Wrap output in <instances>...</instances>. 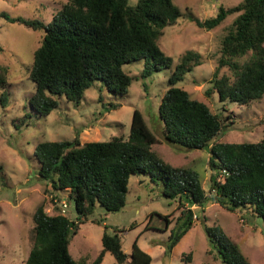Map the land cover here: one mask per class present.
I'll return each mask as SVG.
<instances>
[{
    "label": "trees",
    "instance_id": "1",
    "mask_svg": "<svg viewBox=\"0 0 264 264\" xmlns=\"http://www.w3.org/2000/svg\"><path fill=\"white\" fill-rule=\"evenodd\" d=\"M184 13L174 0H66L48 24L40 20L0 17L34 31L42 30V39L34 52L30 80L36 91L30 105L37 116L48 117L59 101L80 104L96 82L109 93L128 95L133 78L124 66L143 61V77L170 69L173 63L160 47L164 29L175 25ZM230 16L220 43L217 68L206 91L217 92L222 103L249 107L264 98V0H243L231 7L220 6L205 20L191 14L201 29L213 31ZM208 59L197 51H187L176 65L169 88L159 107L162 136L170 145L187 150L207 149L211 176L207 193L200 174L192 168L166 164L153 150L157 137L143 114L135 110L128 139L82 143L74 140L45 141L34 155L39 162V176L47 190L66 194L75 204L76 222L66 214L37 208L33 220V248L25 264H79L70 253L71 234H77L97 206L107 212H119L126 206L131 177H147L162 186L163 196L177 201L182 215L172 230L166 248L175 247L195 225V209L208 203L230 211H247L264 219V140L257 143H228L219 137L235 124L231 116L215 113L207 104L191 96L177 84ZM222 69L227 74L221 75ZM9 70L0 66V88L9 84ZM120 105L111 104V109ZM0 171L3 168L0 166ZM63 212L67 208L62 203ZM66 205V207L64 206ZM167 222L170 216L158 215ZM196 216V217H195ZM205 233L215 259L222 264H251L240 246L231 240L220 225L208 226ZM103 250L93 264H102L111 253L119 264L128 261L121 238L107 231L102 237ZM193 263V254L183 256ZM85 261L81 259V264ZM129 264H152V257L134 242Z\"/></svg>",
    "mask_w": 264,
    "mask_h": 264
},
{
    "label": "rangeland",
    "instance_id": "2",
    "mask_svg": "<svg viewBox=\"0 0 264 264\" xmlns=\"http://www.w3.org/2000/svg\"><path fill=\"white\" fill-rule=\"evenodd\" d=\"M66 0H0V14L12 18L52 21L54 13ZM243 0H174L184 16L177 23L164 29L159 40L161 49L172 58L170 69L153 73L144 78L145 63L135 62L123 67L133 78L128 95H115L96 82L85 93L80 104L59 101V107L48 117L37 116L30 105L36 86L30 80L34 52L39 47L43 31H34L18 23H10L0 17V66L9 70V84L0 88V264H25L33 248V220L37 208L44 205L47 211L66 214L76 222L75 204L66 194L60 199L47 187L39 176V162L34 155L38 144L45 141H64L79 138L82 143L109 141L113 137L128 139L133 114L139 110L158 139L152 150L173 167L192 168L203 180L210 192L211 176L207 149L187 150L168 144L163 136V123L159 107L169 88V79L187 51H197L208 61L188 73L177 84L191 96L207 104L215 113L231 116L235 124L219 139L228 143H257L264 140V98L249 107L236 103H222L217 92L209 97L206 91L212 87L211 80L217 68L220 43L236 16H230L213 31L199 28L191 19L205 20L214 16L220 6L231 7ZM138 0H130L136 4ZM222 69L220 74H227ZM111 104L120 105L111 109ZM67 204L63 212V204ZM198 216L190 232L175 247L172 254L166 253L168 240L177 225L182 209L177 201L163 196L160 184L147 177L133 176L129 182L126 206L119 212H107L97 206L77 234H71L70 253L81 264H93L103 250L102 237L118 234L129 264L133 245L152 257V264H186L183 256L193 254L192 264H222L211 253L203 216L207 225H220L226 235L240 246L241 252L251 264H264V219L254 217L247 211L230 212L218 204L208 203ZM170 216L172 223L158 215ZM102 264H119L111 253H106Z\"/></svg>",
    "mask_w": 264,
    "mask_h": 264
},
{
    "label": "built area",
    "instance_id": "3",
    "mask_svg": "<svg viewBox=\"0 0 264 264\" xmlns=\"http://www.w3.org/2000/svg\"><path fill=\"white\" fill-rule=\"evenodd\" d=\"M66 207V205H64ZM196 217V216H195ZM197 218V217H196Z\"/></svg>",
    "mask_w": 264,
    "mask_h": 264
},
{
    "label": "crops",
    "instance_id": "4",
    "mask_svg": "<svg viewBox=\"0 0 264 264\" xmlns=\"http://www.w3.org/2000/svg\"><path fill=\"white\" fill-rule=\"evenodd\" d=\"M195 209V208H194Z\"/></svg>",
    "mask_w": 264,
    "mask_h": 264
}]
</instances>
